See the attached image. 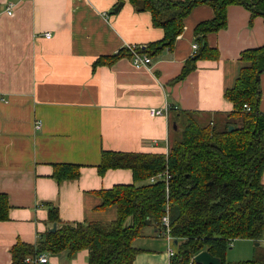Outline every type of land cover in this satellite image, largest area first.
<instances>
[{
    "label": "crops",
    "instance_id": "crops-1",
    "mask_svg": "<svg viewBox=\"0 0 264 264\" xmlns=\"http://www.w3.org/2000/svg\"><path fill=\"white\" fill-rule=\"evenodd\" d=\"M214 15L207 3L195 6L174 45L148 66L124 56L95 67L100 57L163 39L164 29L130 0H0V193L10 205L8 219L0 221V264L13 263L18 241L36 244L60 226L50 219L52 207L61 223L118 218L117 205L104 206L101 191L132 184L133 171L101 173L105 151L168 155L178 133L175 120L184 112L201 123L223 124L235 109L226 91L249 65L243 51L264 46V18L230 5L227 25L206 36L214 55L197 60L177 81L193 56L195 27ZM169 105L168 115L150 113ZM259 109L264 112V72ZM60 164L78 165L79 178L58 181L54 170ZM133 246L139 249L134 264L171 262L169 242L154 222ZM229 250L228 262L264 264V233L258 241L234 239ZM46 254L48 262L37 264H89L88 249Z\"/></svg>",
    "mask_w": 264,
    "mask_h": 264
},
{
    "label": "trees",
    "instance_id": "trees-1",
    "mask_svg": "<svg viewBox=\"0 0 264 264\" xmlns=\"http://www.w3.org/2000/svg\"><path fill=\"white\" fill-rule=\"evenodd\" d=\"M137 11H149L153 24L164 29L163 39L138 48L151 57L172 47L184 31V20L195 6L207 3L214 10L211 20L200 22L194 30L198 52L189 58L177 81L196 67L200 58L214 55L206 36L227 25V8L244 6L252 18H264V0H130ZM217 53V51H215ZM216 55V54H215ZM133 53L122 48L116 54L97 59L94 66L111 65ZM242 68L233 88L225 96L235 109L218 119L201 123L189 113L177 117V136L168 155L105 151L99 171L128 168L133 171L132 184H118L101 191L104 206L117 205L118 218L108 224L61 223L58 209H50L55 231L42 235L36 244L18 241L12 248V264H33L26 258L42 253L68 251L72 256L89 250V264H134L139 249L133 241L141 230L154 222L161 230L162 217L169 208L172 234L178 249L170 264H190L191 259L207 250L222 264H262L261 259L228 262L227 251L234 239L258 241L264 233V112L259 109L261 74L264 72V46L243 51ZM175 79V80H176ZM248 104L250 109L244 108ZM172 107V106H171ZM213 122V123H211ZM234 125L232 131L229 127ZM168 172V180L154 183L150 178ZM80 167L73 164L55 166L54 177L77 179ZM9 199L0 193V221L9 217ZM193 264H197L194 262Z\"/></svg>",
    "mask_w": 264,
    "mask_h": 264
},
{
    "label": "built area",
    "instance_id": "built-area-1",
    "mask_svg": "<svg viewBox=\"0 0 264 264\" xmlns=\"http://www.w3.org/2000/svg\"><path fill=\"white\" fill-rule=\"evenodd\" d=\"M12 8H13V4L11 3L8 7L9 9V13H12ZM52 35L50 32L46 33V37L50 38ZM199 44L197 42L193 43V55H195L198 50H199ZM129 49L132 51L133 53V63L135 66L137 67H142V66H148L151 62H152V57L147 55V54H142L139 52L138 47L136 46H130ZM171 106H166L165 109H160V108H151L150 109V113L151 115L154 116H159V115H168V111L170 110ZM244 108L249 110L250 107L248 104L244 105ZM41 126L40 123L37 124V127L39 128ZM171 177V175L166 171L164 173H159L157 175H154L150 178V182L154 183L158 180L161 179H165L168 180ZM162 226H161V235L163 237H165L168 242H169V247H168V255L169 257H173L177 250L176 247L174 246L178 244L176 243V240L178 242V239H176L173 234H172V226H171V219H170V213H169V208L167 207V211L166 213L163 215L162 217ZM27 262H31L33 264H37V263H46L48 262V255L46 253H42L37 255L36 257H27L26 258ZM194 261V257L191 259L190 264H193Z\"/></svg>",
    "mask_w": 264,
    "mask_h": 264
},
{
    "label": "water",
    "instance_id": "water-1",
    "mask_svg": "<svg viewBox=\"0 0 264 264\" xmlns=\"http://www.w3.org/2000/svg\"><path fill=\"white\" fill-rule=\"evenodd\" d=\"M233 129H234V125H231L229 127V130L232 131ZM55 230H56V225H54V227L52 228V231H55ZM176 243H178L177 240H176ZM257 244H259V243H257ZM194 261L197 264H222V261L219 258L213 256L207 250L201 251L198 254H196L194 256Z\"/></svg>",
    "mask_w": 264,
    "mask_h": 264
},
{
    "label": "rangeland",
    "instance_id": "rangeland-1",
    "mask_svg": "<svg viewBox=\"0 0 264 264\" xmlns=\"http://www.w3.org/2000/svg\"><path fill=\"white\" fill-rule=\"evenodd\" d=\"M174 246L178 249V244L175 245V243H174ZM232 248H233V246H232ZM230 251H232V250L228 251V255H229L228 256V260H230V258L232 257L231 255H233V254L230 253Z\"/></svg>",
    "mask_w": 264,
    "mask_h": 264
}]
</instances>
